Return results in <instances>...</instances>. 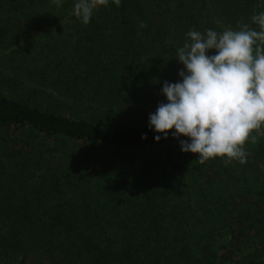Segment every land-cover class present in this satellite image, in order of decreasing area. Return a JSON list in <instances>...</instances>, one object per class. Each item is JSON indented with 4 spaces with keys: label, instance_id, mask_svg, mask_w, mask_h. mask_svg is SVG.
<instances>
[{
    "label": "trees",
    "instance_id": "16d2710c",
    "mask_svg": "<svg viewBox=\"0 0 264 264\" xmlns=\"http://www.w3.org/2000/svg\"><path fill=\"white\" fill-rule=\"evenodd\" d=\"M257 1L109 0L85 25L73 0H0V264H264V137L200 165L149 127L187 33L259 30ZM42 12L67 29L28 57Z\"/></svg>",
    "mask_w": 264,
    "mask_h": 264
},
{
    "label": "clouds",
    "instance_id": "9594fccd",
    "mask_svg": "<svg viewBox=\"0 0 264 264\" xmlns=\"http://www.w3.org/2000/svg\"><path fill=\"white\" fill-rule=\"evenodd\" d=\"M52 2L61 6V0ZM112 2L121 4V0ZM108 5L109 0H76L73 15L87 25L96 8ZM251 21L259 30L238 23L239 30L187 33L189 40L177 50L184 65L179 72L182 79L164 82L167 102L149 114L157 142L159 134L167 139L172 132L174 138H188L180 140L181 151L198 154L200 165L217 157L225 165L247 163L246 143L255 145L264 137V12ZM139 27H147L146 22L140 21ZM210 50L215 54L209 55Z\"/></svg>",
    "mask_w": 264,
    "mask_h": 264
},
{
    "label": "rangeland",
    "instance_id": "374dc122",
    "mask_svg": "<svg viewBox=\"0 0 264 264\" xmlns=\"http://www.w3.org/2000/svg\"><path fill=\"white\" fill-rule=\"evenodd\" d=\"M64 0H61V4ZM74 3L76 2V0H73ZM145 1L148 5H157L158 3L161 5H175V0H143ZM178 1H184L185 4L189 3V2H193L195 4H202L203 0H178ZM206 5H217L216 0H204ZM240 2L243 3V0H226V4L229 5V7L231 5H235L236 2ZM257 2H260L257 1ZM33 4V3H30ZM38 5V4H36ZM195 7H198V5H195ZM213 9V8H210ZM44 12L39 14L38 18H35L37 20V22H35V26L33 28V30H30L29 35L24 37L22 36L20 39H24L22 42H25L26 44H29L30 46V53L29 56H33V53L35 51H39L41 50V48H45L47 46H49L50 44L54 43L55 40H53L55 37H57L58 35H64L67 29L65 26H63V23L66 22V17L63 18L64 16H61V13L57 12L55 14L52 15V17L50 19H45L47 17H43ZM215 17V16H212ZM215 20L216 17L214 18ZM227 26L225 28L231 27L233 30H239L236 27L233 28V22L235 17L232 15V13H229L227 15ZM233 25V26H232ZM224 30V29H223ZM222 31H218V33H221ZM21 43V42H20ZM9 51L6 50V52H1L0 51V69L3 70H8L9 68L7 67V62L5 60H3L2 58L6 59V55ZM15 61H17L16 59H14ZM262 138V137H260ZM258 158H261L260 156H258ZM262 162V161H261ZM257 173L260 174L261 179H264L263 176V170L261 169H256ZM264 241V239H263ZM251 249H254V247H251ZM250 249V250H251ZM260 253L261 257L263 259L264 263V243L263 245H260Z\"/></svg>",
    "mask_w": 264,
    "mask_h": 264
}]
</instances>
